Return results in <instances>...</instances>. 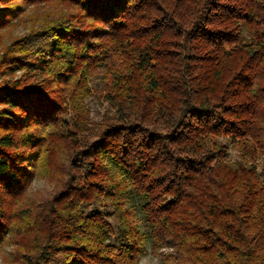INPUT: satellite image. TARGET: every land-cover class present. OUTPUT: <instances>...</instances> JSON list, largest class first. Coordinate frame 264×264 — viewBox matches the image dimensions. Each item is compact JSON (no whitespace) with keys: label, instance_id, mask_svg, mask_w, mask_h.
Wrapping results in <instances>:
<instances>
[{"label":"trees","instance_id":"1","mask_svg":"<svg viewBox=\"0 0 264 264\" xmlns=\"http://www.w3.org/2000/svg\"><path fill=\"white\" fill-rule=\"evenodd\" d=\"M16 25L0 45L16 261L140 264L149 244L165 264H264V0H0V39ZM98 74L109 110L92 121Z\"/></svg>","mask_w":264,"mask_h":264},{"label":"rangeland","instance_id":"2","mask_svg":"<svg viewBox=\"0 0 264 264\" xmlns=\"http://www.w3.org/2000/svg\"><path fill=\"white\" fill-rule=\"evenodd\" d=\"M25 31V27L22 25H16L12 28L11 31H7L3 34L0 39V45L5 44L9 41L11 36L20 35ZM21 69H15V76L21 74ZM107 77L103 79L101 74H98L90 79L89 81V90L84 98V102L86 107L88 108L89 118L92 121L100 120L102 114L109 110L108 105L101 99V95L105 89V81ZM229 159L236 158L237 152L236 149L229 145ZM62 158V157H60ZM55 161V160H54ZM62 163L59 160L51 163L50 167L45 169L43 174H39L35 176L30 184L29 188V196L34 201L41 200L49 195L51 192L54 182L56 179L52 178L55 175L61 176V166ZM51 176V177H49ZM131 202L135 203L137 206L139 205V199L137 196H134ZM143 228H146L143 226ZM14 246L10 243V241L3 242L0 244V264H21L15 260L13 255ZM140 264H165L158 256L151 253L150 245L147 244V252L140 257Z\"/></svg>","mask_w":264,"mask_h":264}]
</instances>
